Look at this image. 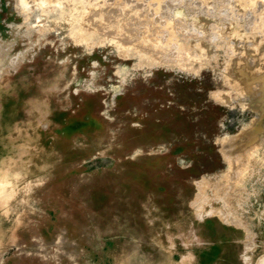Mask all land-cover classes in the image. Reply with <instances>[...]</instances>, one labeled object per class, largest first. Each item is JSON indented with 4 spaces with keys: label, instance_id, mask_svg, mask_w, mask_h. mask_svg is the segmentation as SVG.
Returning <instances> with one entry per match:
<instances>
[{
    "label": "rangeland",
    "instance_id": "rangeland-1",
    "mask_svg": "<svg viewBox=\"0 0 264 264\" xmlns=\"http://www.w3.org/2000/svg\"><path fill=\"white\" fill-rule=\"evenodd\" d=\"M263 50L264 0H0V264H264Z\"/></svg>",
    "mask_w": 264,
    "mask_h": 264
},
{
    "label": "bare ground",
    "instance_id": "bare-ground-1",
    "mask_svg": "<svg viewBox=\"0 0 264 264\" xmlns=\"http://www.w3.org/2000/svg\"><path fill=\"white\" fill-rule=\"evenodd\" d=\"M202 43V42H201ZM208 43V42H207ZM203 44H204V42H203ZM202 44V45H203ZM206 45V44H205ZM202 47V46H201ZM205 47V46H204ZM258 47V45H256V47H255V51L256 52H260L261 53V50L260 49H258L257 48ZM203 48V47H202ZM205 49V48H204ZM206 49H208L209 50V48L208 47H206ZM264 51V50H263ZM262 51V52H263ZM238 76L240 77V79H241V81L245 84V83H247L250 79H251V76H248V75H245V74H242V76H240V73L238 74ZM262 90V89H261ZM262 93H264V91H261ZM235 163L237 162L236 160L234 161ZM233 161L232 162H230V163H234ZM238 163V165H239V162H237ZM233 165H235V164H233ZM231 167V166H230ZM233 167V166H232ZM241 167V166H240ZM235 167H233V169H234ZM241 171V170H240ZM236 173H238V172H235V174ZM233 175H234V173H233ZM233 175H231V176H233ZM238 175H239V173H238ZM236 176V175H235ZM228 179V178H227ZM232 179V178H231ZM237 179V178H236ZM240 179H242V178H240ZM240 179H238V180H240ZM230 180V179H229ZM233 180V179H232ZM231 180V181H232ZM237 182V181H236ZM239 182V181H238ZM231 183V182H230ZM234 183V182H233ZM232 184V183H231ZM232 186V185H231ZM235 189V188H234ZM237 189V188H236ZM238 189H240V188H238ZM237 189V190H238ZM236 191V190H235ZM239 191V190H238ZM235 197V196H234Z\"/></svg>",
    "mask_w": 264,
    "mask_h": 264
}]
</instances>
